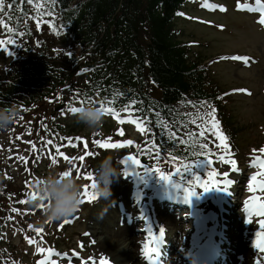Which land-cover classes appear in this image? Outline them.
<instances>
[{
	"label": "trees",
	"instance_id": "trees-1",
	"mask_svg": "<svg viewBox=\"0 0 264 264\" xmlns=\"http://www.w3.org/2000/svg\"><path fill=\"white\" fill-rule=\"evenodd\" d=\"M71 1L59 0L63 18L70 22L72 34L84 44L101 37L97 48L105 66L101 72L96 70L91 86L107 81L111 76L123 84H134L140 91L153 94L150 102L166 101L161 103H172L181 98L187 101V97L198 95L206 99L217 90L208 67L201 66V52L185 45L183 30L175 18V12L187 6L188 0H82L70 10L66 5ZM20 14L16 13L18 18ZM20 36L24 37L25 33H18L17 37ZM56 66V62L49 61H31L20 66L17 78L12 76L14 81L5 86L0 81V106L14 99L16 104L30 107L26 109L28 114L39 116L42 103H46L47 86L55 80L73 79L74 82L72 75H53L51 71L57 70ZM49 73L51 76L47 75ZM83 92L87 93L85 84ZM168 110V107L162 109L171 117ZM212 115L214 113L207 121L210 122ZM217 116L224 127L229 128V118L223 119L220 112ZM179 126L191 129L190 132L197 130L192 126ZM156 132L162 140V154L175 157L179 164L197 156H208L198 149H183L177 140L168 138L166 141L161 133Z\"/></svg>",
	"mask_w": 264,
	"mask_h": 264
},
{
	"label": "rangeland",
	"instance_id": "rangeland-1",
	"mask_svg": "<svg viewBox=\"0 0 264 264\" xmlns=\"http://www.w3.org/2000/svg\"><path fill=\"white\" fill-rule=\"evenodd\" d=\"M224 1L228 14L219 17L217 15H213L212 19L214 21L226 22L228 29H225L224 31L218 33L216 31L207 32L204 30V28H196L194 29V31H196L197 33V38L202 39L208 36L211 37V44L210 46H208L209 50L206 52L208 54H218L222 52L232 51L245 52L251 56V60L249 61H255V64L250 66V68H243L246 66L243 63L221 61L213 64L212 69L214 78L221 85H225L228 88L243 86L249 89V95H232L228 103L229 106L233 109L232 115L234 122L236 123V126L240 129L238 132V140L244 150L245 156H239V158L242 162H246L250 157L251 149H254L255 145L259 144L264 140V31L262 30V28H260V26H258V20L253 16V14L251 16H243V18L235 20L228 18V15L232 10L240 9V6L238 4L241 0ZM194 11L195 9H193V11L191 9V12ZM187 26L189 30H193V28H195L192 26V24H187ZM226 161V159L219 160L220 165L222 166L226 164ZM158 183L159 182H155V187L158 186ZM167 183L168 185L172 186L180 184L175 180L167 181ZM125 186H128V184L122 182L121 187L123 188ZM153 186L154 183L149 184L150 188H152ZM241 198L243 200V196ZM91 209L92 208L90 207L87 208V214L91 212ZM235 211H238L240 215H242L243 213V210L240 208H236ZM75 215L76 214L71 216L70 219H73ZM79 216V214L76 215L77 218ZM234 216L237 217L236 220H239L238 225L240 227V237L243 241V243L241 242L240 250L245 258L243 262H248L247 255L249 254L251 255V258L255 257V259H261V251L258 250L256 246L252 247L250 245L249 238L250 236H254V232L252 234H249L250 229L253 228L254 231H257V228L260 226L259 217L257 215H253L252 217H250V219H252L250 225L245 226V222L247 221L245 217L240 220V216ZM81 217L84 218V215ZM115 217L116 212L114 217L109 220L115 222ZM83 220L84 221H80L78 223V228H80L78 236L75 239H72L69 237L70 233H68V238L66 237V239H68L69 241L72 240V242H74L75 244L74 246L76 247L85 245L87 250L86 256H90V252L92 250V242L90 240H86L85 237H87L86 233L90 232V227L94 222L86 216ZM170 220L176 221L175 218ZM167 221H169V219H167ZM170 228H168V230H170ZM178 228V224H175V226L170 231L174 232V230ZM72 229L73 228H71V231ZM181 236L183 237V234H181ZM94 237L99 240L101 238H104L103 236H101V233L95 234ZM14 239L17 242L18 237L15 236ZM126 244H128V242L124 244H118V246L125 248V246H128ZM133 246L136 247V243H133Z\"/></svg>",
	"mask_w": 264,
	"mask_h": 264
},
{
	"label": "clouds",
	"instance_id": "clouds-1",
	"mask_svg": "<svg viewBox=\"0 0 264 264\" xmlns=\"http://www.w3.org/2000/svg\"><path fill=\"white\" fill-rule=\"evenodd\" d=\"M78 108L79 111L74 113L77 123H83L93 131L101 126L105 113L98 104L87 102ZM19 114L16 104L0 106V133L8 132ZM116 157L113 154H105L94 166V192L98 198L106 200L110 196L111 183L120 174V161ZM35 187L39 196L35 200H30V203L38 206L42 200L50 201L45 203L42 209L43 219L47 222L70 217L79 207L82 183L75 176H61L59 171L53 170L41 177Z\"/></svg>",
	"mask_w": 264,
	"mask_h": 264
},
{
	"label": "snow or ice",
	"instance_id": "snow-or-ice-1",
	"mask_svg": "<svg viewBox=\"0 0 264 264\" xmlns=\"http://www.w3.org/2000/svg\"><path fill=\"white\" fill-rule=\"evenodd\" d=\"M24 2H27V3L31 4V3H34V0H24ZM258 2H259V0H258ZM13 6L14 5H10V7H13ZM3 7H4L3 0H0V8H3ZM220 7L223 8V6H220ZM259 22L264 24V16H261ZM0 23H3V21L0 20ZM49 23H51V21H49ZM5 27H7V25H5ZM10 30L14 31V29H10ZM7 43H8V41L0 40V46H4ZM233 59H242V58L241 57H233ZM244 59H246V58H244ZM89 99H91V98H89ZM82 103H83V101H81V104ZM130 103L131 104H135L136 101L132 100ZM100 107L102 108L104 113H112L116 117V119L119 120L121 123H123V121L125 119H130L131 122L136 123L137 126L140 127L141 131H144L145 128H146V125H143V118L142 117H131V116L121 117L119 115V113L116 111L115 107L112 106V102L108 100L107 96L104 97L101 100ZM69 110L71 112H73V113H76L77 111H79V108L75 107V106H72V107H70ZM134 110L135 109H132L128 105H124L122 107V109H121V111L128 112V113H131ZM210 122L211 123H217L215 121L214 117L211 118ZM30 131H31V129H29V132ZM215 134L221 138L222 142L226 140V137L223 135V133L221 131H219V129L215 130ZM200 135L203 136V131H201ZM66 139L68 140L69 144H72V146L75 147L76 144H73V139H75L76 141H80L83 138H81V137H76V138L68 137ZM111 139H112L111 137H108L107 141H111ZM107 141L101 140V139H95L93 141V143H95L96 145L101 146L103 148H115L121 143L126 144V145H130V144L133 143L132 140L116 141V143H109ZM29 143H32V142L29 141ZM49 143H51V141H49ZM87 143H88L87 141H84V146L85 147L87 146ZM181 143H184V141L181 140ZM32 146H33V148L36 147L34 143L32 144ZM153 147H155V143L153 144ZM224 147H225V149H227V145L226 144H224ZM59 149H60V146L57 145V151L59 152V154L62 155V156H65V159H68V157L63 152H60ZM156 151L159 152V148L158 147H156ZM259 152L260 153H264V147H261L259 149ZM90 155H92V153H85L84 155H81L79 157H73L72 159L73 160H77L78 159V160L82 161V160L85 159V156H90ZM173 159H175V157ZM129 160H131V162L133 164H136V165L140 164V161L137 160L135 157H126V158H124V163H128ZM227 162L235 164L234 160H229ZM257 163H258V165H259V167L261 169H264V157H257ZM74 167L77 168V172L79 174L80 173L79 166L74 165ZM155 171L158 172L159 176L163 180H165V181H171L172 180V173L171 172L161 171L160 169H156ZM179 171H180V169L177 168V172H179ZM71 173H72V168H69L66 171L62 172L61 176H69V175H71ZM208 175H209V177H212L214 175V173L213 172H209ZM224 175L227 176V173H225ZM259 176L260 177H264V171L259 173ZM84 179L86 181H90V183H85L82 186L83 187V191L80 193V196L81 197H86L88 199H95L96 194L94 192V188H95V177H94V174L91 173V172H85L84 173ZM221 183H223L224 185H228V184H231L232 181L231 180H227V179H225L224 181L212 180V182L209 183V181L201 180L199 176H196L195 181H191L190 180L188 182L189 186L184 188V190H183L184 196H185V198H187L188 196H190L195 191V187L193 185H199V187L203 188L204 190H208L211 187L220 186ZM254 183L259 186L261 191H264V178L258 179V177L256 175H254L252 177V179L249 180L250 187ZM175 186L177 188L181 187L180 184H176ZM225 190H227V187H225ZM252 190H255V189H252ZM32 195L35 197L36 193H33ZM252 200L256 202V204H255L256 212L254 214L259 217V224H260V232L257 233L258 240L256 242V247L261 249V250H264V200H261V198H259V197H253ZM251 203L252 202L249 201L250 205H251ZM40 206L43 207V205H40ZM29 227H31V225ZM36 231H41V230L40 229H36ZM164 232H165V230L162 227L160 229L159 236H156V235L152 234L151 232L149 233L151 238L148 241L145 242L143 248L141 249V252L143 253V255L145 257H147V259L149 261H151L154 258L153 254L158 252V244H159V241L164 236ZM49 251H51V250H49ZM42 264H43V262H42ZM53 264H55V262H53ZM100 264H108V262L105 259H101L100 260Z\"/></svg>",
	"mask_w": 264,
	"mask_h": 264
},
{
	"label": "bare ground",
	"instance_id": "bare-ground-1",
	"mask_svg": "<svg viewBox=\"0 0 264 264\" xmlns=\"http://www.w3.org/2000/svg\"><path fill=\"white\" fill-rule=\"evenodd\" d=\"M94 232H92L91 236L93 237ZM100 243L93 245L94 250L96 249L99 252H107L113 255V258L118 261L120 264H133V262H137L138 264H147L145 261H142V252L141 247L132 248L128 246L127 248H123L118 246V244H122L125 242V234L124 231L118 229L115 231L113 235H109L107 241H98ZM115 249V250H113ZM113 250V251H112ZM98 253H93L92 258L95 259Z\"/></svg>",
	"mask_w": 264,
	"mask_h": 264
}]
</instances>
